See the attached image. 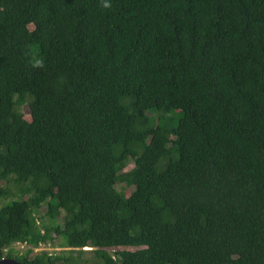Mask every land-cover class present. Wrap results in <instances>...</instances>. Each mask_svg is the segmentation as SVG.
Masks as SVG:
<instances>
[{"label":"trees","instance_id":"1","mask_svg":"<svg viewBox=\"0 0 264 264\" xmlns=\"http://www.w3.org/2000/svg\"><path fill=\"white\" fill-rule=\"evenodd\" d=\"M0 182L19 264H264V0H0Z\"/></svg>","mask_w":264,"mask_h":264},{"label":"rangeland","instance_id":"2","mask_svg":"<svg viewBox=\"0 0 264 264\" xmlns=\"http://www.w3.org/2000/svg\"><path fill=\"white\" fill-rule=\"evenodd\" d=\"M28 28L31 29V25H28ZM20 112H21V115L24 119H28L29 118V114H28V108L26 105H23L21 106L20 108ZM132 162L131 161H128L126 163V165L123 167L122 169V172H127L131 169L132 167ZM0 184H3V182H0ZM7 187L10 189V190H13V186L11 184L7 185ZM117 189H120V188H123L125 192L129 191L130 188H125L123 186V184H117ZM7 201V198L5 199H2L0 202L1 203H4ZM43 211V207L41 206L38 210V214L42 213ZM58 220L60 221V217L58 218ZM54 240H56V242L58 243L60 241V238L59 237H55ZM11 247L13 248L14 252L16 254H19L20 252H23L24 249H25V246L23 245H15V244H11ZM51 249L55 250V248L53 247H56V246H53V245H50ZM120 249H127V250H134L136 248H109L107 249V251L112 254V251L114 250H120ZM59 250V251H58ZM64 249L62 248H57V252L56 253H63L65 256H70V258L72 259L71 261L69 260V264H91L93 262H96L97 259L95 258V256L93 255L92 253V250L91 248H88V247H84L82 252L80 253V255H76V252L74 250H66V251H63ZM39 252H42V251H39Z\"/></svg>","mask_w":264,"mask_h":264},{"label":"built area","instance_id":"3","mask_svg":"<svg viewBox=\"0 0 264 264\" xmlns=\"http://www.w3.org/2000/svg\"><path fill=\"white\" fill-rule=\"evenodd\" d=\"M36 225H39V222L36 221ZM12 244H15V245H23L25 246V249L29 248L32 250L33 253H38L39 251H42L40 253H45L46 255H53L54 252L57 250V247H53L55 248V250L51 249L50 247V244L48 242L46 243H42V242H38L35 246L31 247L30 245H28L25 241H15L13 242ZM11 247V246H10ZM12 248V247H11ZM13 249V248H12ZM24 249V250H25ZM24 252V251H23ZM22 252H20L19 254H21ZM13 255H18L14 252L13 250ZM2 258H5V257H2ZM0 258V259H2Z\"/></svg>","mask_w":264,"mask_h":264},{"label":"water","instance_id":"4","mask_svg":"<svg viewBox=\"0 0 264 264\" xmlns=\"http://www.w3.org/2000/svg\"><path fill=\"white\" fill-rule=\"evenodd\" d=\"M0 264H19L14 259L2 258L0 259Z\"/></svg>","mask_w":264,"mask_h":264},{"label":"clouds","instance_id":"5","mask_svg":"<svg viewBox=\"0 0 264 264\" xmlns=\"http://www.w3.org/2000/svg\"><path fill=\"white\" fill-rule=\"evenodd\" d=\"M106 7H107V5H105ZM84 248V247H83ZM88 248H90V247H88Z\"/></svg>","mask_w":264,"mask_h":264}]
</instances>
